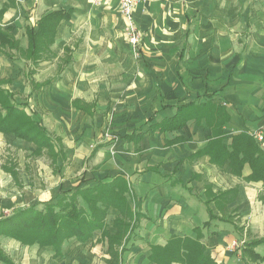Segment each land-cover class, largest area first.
<instances>
[{
	"label": "crops",
	"instance_id": "crops-1",
	"mask_svg": "<svg viewBox=\"0 0 264 264\" xmlns=\"http://www.w3.org/2000/svg\"><path fill=\"white\" fill-rule=\"evenodd\" d=\"M55 11L65 17L36 65L28 30ZM134 23L139 59L125 40L120 0H0V88L49 141L39 148L0 133L22 147L17 156L30 171L11 173L26 194L12 189V212L5 199L0 222L120 177L142 218L125 251L118 247V264H154L152 248L172 237L199 238L216 264H264L244 251L264 239V180L234 154L244 134H260L264 151V0H147ZM194 104L201 108L184 126L154 129ZM107 128L115 140L102 139ZM120 218L133 225L110 207L105 230L66 239L59 254L7 236L0 252L13 264H113L109 236ZM254 251L264 257V245Z\"/></svg>",
	"mask_w": 264,
	"mask_h": 264
},
{
	"label": "trees",
	"instance_id": "trees-1",
	"mask_svg": "<svg viewBox=\"0 0 264 264\" xmlns=\"http://www.w3.org/2000/svg\"><path fill=\"white\" fill-rule=\"evenodd\" d=\"M63 11L55 13L41 19L34 27L28 30L29 50L28 56L36 65L42 61V53L48 51L56 34L57 25L65 17ZM3 43H8L10 48H15V43L4 36ZM187 111L178 113L175 119L164 121L154 129H175L184 126L186 121L196 117L198 104L190 105ZM185 108H180L184 110ZM10 133L33 142L41 147L48 146V138L31 117L26 115L24 109L14 101V96L0 88V133ZM223 134L219 130V137ZM221 140L223 138H220ZM237 158L240 153L244 154L242 161H250L255 171L253 177L264 180V151L259 149L255 137L250 134L240 135L235 138ZM241 148H247L248 154ZM251 154V155H249ZM215 157V156H214ZM234 157V156H233ZM216 158V157H215ZM233 163V161H232ZM129 192L125 180L118 178L113 183H99L97 186L75 192L68 199H61L56 203L47 204L43 209L32 208V210L18 213L12 218H6L0 222V237H10L23 245L40 247L51 246L57 254L61 252L62 244L66 239L78 238L87 241L98 230H105L107 210L110 207L117 209L124 219L133 222V225L120 218L116 221L118 232L115 236H109L105 232V237L109 236V253L113 258L112 263H119L120 252L118 247L123 246V239L126 242L131 238L137 222L142 215L137 212L139 206L136 199L131 202L125 196ZM78 198L84 200L86 207L77 201ZM136 205L132 211L131 203ZM264 245V239L254 241L244 250L246 259L250 258L255 262H264V257L256 253L254 249ZM125 251V245L122 251ZM150 261L154 264H216L210 255L205 254L204 245L199 238L190 240L182 237H172L169 243L163 248L153 247ZM115 260V262H114ZM0 261L6 264H13L6 256L0 252ZM118 261V263H117Z\"/></svg>",
	"mask_w": 264,
	"mask_h": 264
},
{
	"label": "rangeland",
	"instance_id": "rangeland-1",
	"mask_svg": "<svg viewBox=\"0 0 264 264\" xmlns=\"http://www.w3.org/2000/svg\"><path fill=\"white\" fill-rule=\"evenodd\" d=\"M137 30H138V28H137ZM138 32L140 33L139 30H138ZM140 35L142 38V33H140ZM125 40H126V38H125ZM134 54H135V57L137 59H139L141 57V54H139V52H138V54L134 52ZM111 132H112L111 128H107L105 130V132L103 133L102 139L103 138L104 139H110L109 137L111 136L112 140H115L114 139L115 137ZM107 134H109V137L106 136ZM14 143H16V142H14ZM21 149H22V147L19 145L13 144L11 146V145H9V142H7L4 138L0 139V206L3 204V201L6 199V202L4 201L6 203V206L3 207L5 210L4 212L6 214L11 213L12 208H13V207L8 208V206L10 204L9 203L10 199H12V192H13L12 189L15 188V190L18 191V193L21 195L26 194V189L24 190L23 188L20 187L21 179L19 181L17 180L18 182H16L17 184L15 186V184L13 185V180L10 177L11 173H13V172L20 173V175L24 174V177H26V178H27V176L30 175L29 169H27V168L24 169V167H23L25 161L23 159H20L19 156H17L18 151ZM26 159L29 160L28 157H26ZM31 161H33V160L31 159ZM39 162L42 163V160H40ZM20 163H21V165H20ZM4 165H9L11 167L4 166ZM11 168H13L12 171L10 170ZM6 172L8 174H6ZM38 172L39 171L37 170V173ZM37 176H39V173L37 174ZM45 177H46V175L44 174L43 179ZM13 202H15V200H13ZM18 208H21V206L18 205ZM0 211H1V208H0ZM0 214H1V212H0Z\"/></svg>",
	"mask_w": 264,
	"mask_h": 264
},
{
	"label": "built area",
	"instance_id": "built-area-1",
	"mask_svg": "<svg viewBox=\"0 0 264 264\" xmlns=\"http://www.w3.org/2000/svg\"><path fill=\"white\" fill-rule=\"evenodd\" d=\"M92 1L94 2L95 5L99 6L103 2L109 0H92ZM146 1L147 0H120V11L121 14L126 18L128 25V28L125 31V38L131 44L133 51L137 54L139 51V46L142 42V38L134 23V13L136 11V8L140 4ZM106 136L109 137V134H107ZM254 136L258 137L259 139H262L260 134L256 133ZM109 138H111V136Z\"/></svg>",
	"mask_w": 264,
	"mask_h": 264
}]
</instances>
